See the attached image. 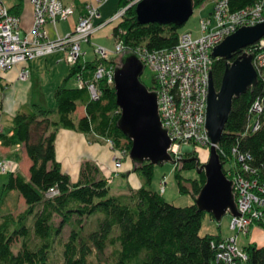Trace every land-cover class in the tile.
<instances>
[{
  "label": "trees",
  "instance_id": "16d2710c",
  "mask_svg": "<svg viewBox=\"0 0 264 264\" xmlns=\"http://www.w3.org/2000/svg\"><path fill=\"white\" fill-rule=\"evenodd\" d=\"M22 1L16 0L9 6L10 12L19 14ZM132 1L119 0V8L124 12L113 27L112 35L115 40L119 37L124 48L120 54L102 61L104 64L116 67L118 56L132 53L131 50L137 47L149 50L171 48L177 42L179 26L137 22L134 5H130ZM255 1L229 0V5L236 9ZM203 2L193 0V7ZM98 62L94 56L92 60L69 65L65 80L77 75L85 81L92 80ZM224 64L222 59L212 64L216 88ZM97 86L100 96L93 100L85 87H67L65 82L58 84L53 89L52 108L38 103L22 106L14 114L9 132L0 131V145L23 146L30 161L27 177L19 170L9 172L3 184L4 191H15L25 207L1 216L0 264H227L217 257L220 251L217 243L222 238L198 232L206 212L199 210L194 202L174 205L150 187L154 166L150 162L132 161V171L140 177L141 185L136 189L129 187L125 193H111V176H104L90 160L81 162L74 182L61 171L54 153L55 136L61 128L78 131L89 142L110 140L112 149L124 151V158H128L131 142L118 128L120 109L115 103L114 87L104 79L97 80ZM2 89L0 85V93ZM256 98L262 99L264 105V84L259 80L254 87L232 100L217 144L224 175V165L231 163V149H235L249 154L248 163L257 169L258 176L264 178V107L257 115V129H246L249 108ZM78 105L84 106V115L75 118L73 113ZM185 155H193L194 160H198L195 150L185 152ZM13 156L17 158L18 154ZM172 163L175 168L177 165L195 168L192 158ZM174 178L178 191L189 193L192 198L204 182L202 172L185 179L176 170ZM51 187H55L57 193L47 196ZM55 217L59 218L57 223ZM88 219L93 220L94 228L85 232ZM256 224L264 228V219ZM64 225L69 226V232L62 243V262L56 263L50 259V253ZM108 247L111 248L109 255L104 256ZM241 250L246 259L236 264H264V245L248 242Z\"/></svg>",
  "mask_w": 264,
  "mask_h": 264
},
{
  "label": "built area",
  "instance_id": "2783aa9c",
  "mask_svg": "<svg viewBox=\"0 0 264 264\" xmlns=\"http://www.w3.org/2000/svg\"><path fill=\"white\" fill-rule=\"evenodd\" d=\"M103 0H98L101 2ZM32 8V21L28 29L21 26L20 15L10 12L6 0H0V74L16 64L21 68L17 78L26 80L29 75L28 62L31 59L45 56L59 49L63 51V59L68 65L79 62L80 43L87 42L90 34L102 21L95 23L99 17L96 3L85 6L72 32L63 38L56 35L50 38L46 24L55 30L56 22L68 19L73 13V6L61 0H28ZM124 9L119 8L111 16L121 18ZM201 36L193 39L189 32L178 35L176 44L171 48L152 49L137 47L131 50L143 67L152 71L153 87L156 94L157 110L161 126L166 130L170 141L167 149L172 160L179 162L186 150L199 151L210 146V139L205 128L209 75L212 64L219 57L212 56L213 48L225 37L240 27L254 26L264 22V0H257L250 5L232 9L229 0H215L208 16L200 18ZM119 37L115 40V48L107 50L93 46L98 62L92 80L85 81L75 76L78 88L85 87L90 98L97 100L100 91L97 80L104 79L113 85L115 66L104 64L112 56L123 51ZM243 52L252 57V65L257 81L264 84V35L253 44L245 47ZM263 101L256 98L249 108L246 129L256 130L257 115L263 110ZM106 143L112 149V143ZM115 151L113 157L114 171L121 168L124 151ZM217 150V145H216ZM233 159L224 165L225 177L231 182L232 196L237 215H231L229 227L236 232L245 233L252 224L263 221L264 217V178L257 174V169L248 162L250 155L231 149ZM16 164L8 159H0V172L16 171ZM164 177L160 182L159 192L164 190ZM57 193L55 187L47 191V196ZM235 237L222 238L217 243L220 251L217 257L227 264L243 262L246 255L235 245Z\"/></svg>",
  "mask_w": 264,
  "mask_h": 264
},
{
  "label": "water",
  "instance_id": "95a60500",
  "mask_svg": "<svg viewBox=\"0 0 264 264\" xmlns=\"http://www.w3.org/2000/svg\"><path fill=\"white\" fill-rule=\"evenodd\" d=\"M134 5L139 23L156 22L182 25L193 12V0H136ZM264 35V22L254 26L240 27L225 37L212 50L213 57L226 60L219 87L216 88L209 75L205 128L210 139L208 158L195 163L197 173L202 172L204 182L194 204L201 211L210 213L218 221L225 213L237 215L232 196L231 182L222 171L216 150L230 112L233 98L238 97L257 83L250 54L243 49ZM234 59H231L234 55ZM143 65L132 54H122L113 73L115 103L120 109L118 128L127 136L131 145L128 156L131 161H148L160 164L173 162L167 149L170 141L161 126L157 110L156 94L147 89L139 75ZM186 152H190L186 150ZM183 158L182 161H190Z\"/></svg>",
  "mask_w": 264,
  "mask_h": 264
},
{
  "label": "rangeland",
  "instance_id": "374dc122",
  "mask_svg": "<svg viewBox=\"0 0 264 264\" xmlns=\"http://www.w3.org/2000/svg\"><path fill=\"white\" fill-rule=\"evenodd\" d=\"M13 0H8L10 3ZM68 0H64L67 3ZM136 1V0H133ZM132 1V2H133ZM215 0H204L201 5L194 6L192 14L188 17V19L179 26V33L189 32L193 39H196L201 36L200 32V18L206 17L209 15ZM23 10L20 15L21 18V26L23 29H28L29 26L28 20L26 17L25 6L28 3V0H23ZM30 5V4H29ZM120 18H112L103 21V25L96 28L89 36V41L80 43L81 56L78 61L83 60H92L94 58L93 46H100L107 50H113L115 48V39L112 35L113 27L119 22ZM30 24V23H29ZM57 36L60 38L69 35L73 30V25L71 19L62 20L57 23ZM53 52H56L55 55H52V60L45 65L44 64V56L38 58L39 62L36 65H32V72L29 74V81L32 83L31 87H29L27 100H35L38 101L44 107L52 108L54 106V98H53V89L58 84L65 82L67 87L77 86V81L75 76L69 77L67 80L65 78L68 76V63L63 59V51L57 49ZM54 54V53H53ZM120 58V56H118ZM117 59L120 60V59ZM49 59V58H48ZM47 60V59H46ZM119 62V61H118ZM257 78V77H256ZM140 81L149 89L152 90L153 87V76L152 71L147 67H143L142 71L139 75ZM49 97V101H48ZM81 111V107H78L76 111L73 113V117H76ZM3 115L1 119L3 120V124L9 120V115L1 113ZM110 147V146H109ZM198 160L200 163L205 162L208 158V150L203 147L197 151ZM127 157L123 158L126 159ZM6 159V158H3ZM129 159V157L127 158ZM2 160V159H1ZM178 171L182 178L190 179L194 178L197 175L195 168H180L179 165L176 166L169 161L154 164L153 172L151 177L150 187L159 192L160 189V181L164 177V193L162 192V196L170 203L178 206H185L191 204L193 202V198L189 193H180L177 189L174 173ZM9 172H0V219L3 214L6 212H16L21 209V203L16 199H13L10 203L11 196L9 191H4L3 184L7 181ZM112 185L110 188L111 193L118 192L116 189V184H119L122 181L121 176H117V174H113ZM13 192V191H12ZM15 193V191L13 192ZM231 214L225 213L220 220L216 221L214 218L210 217L208 213H205L201 219L199 234H211L218 235L221 238H232L235 237V245L237 249H241L242 245L248 243L251 239L256 240V242H260L264 240V228L258 224H252L248 231L245 233L236 232L231 230L229 227ZM55 223L59 221L58 217L54 219ZM93 220L88 219L86 225L84 227V231H88L94 228ZM69 232V226L64 225L61 229L60 234L56 240V244L50 253V259L53 262L61 263L62 256V243L66 240ZM110 247L106 248V253L104 256L109 255ZM96 264V263H94Z\"/></svg>",
  "mask_w": 264,
  "mask_h": 264
},
{
  "label": "crops",
  "instance_id": "0c3cea01",
  "mask_svg": "<svg viewBox=\"0 0 264 264\" xmlns=\"http://www.w3.org/2000/svg\"><path fill=\"white\" fill-rule=\"evenodd\" d=\"M6 2L9 6H12L13 4H15L16 0L11 1L10 3H8V0H6ZM89 3H96L98 6L99 17L95 21V23H98L100 21L103 22L109 19L115 13V11L119 9V0H103L101 2H98V0H68V2H64V4L73 6V13L68 18L71 19L73 27L77 22L79 16L83 14L85 6ZM23 5L24 4L22 1V6L19 15H21L22 13ZM25 11V16L29 18V22L27 25L30 27L32 21L31 5L26 4ZM58 22H56L55 24V30L50 24H46L45 27L48 31V35L50 38L56 37V27ZM55 53L56 52H52L44 56L45 65L49 62V60L53 59L51 57L52 55H55ZM38 58L39 57L31 59L28 62L29 74L33 70L32 65L38 64ZM20 68L21 65L16 64L4 73L0 74V85L3 86V89L0 93V131L4 133L9 132L12 118L20 107L27 106L31 103H38V101L35 100H27L29 87H31L32 83H30L29 81V75L28 78L23 81L17 78ZM78 107H81V111L75 118H79L84 115V106L78 105L77 108ZM1 113L7 114L10 117L5 124H3V120L1 119V117L3 116L1 115ZM15 153L18 154L17 158H14L13 156ZM54 153L56 161H58V163L60 164L61 171L66 173L70 177V180L72 182L76 181L78 178V172L81 162L83 160H90L97 164L104 176H111L109 180L110 188L112 185L111 178L113 174H117V176L122 177V181L119 184H116V190L118 192L115 193H125L128 191L129 187L132 189H136L141 185L140 177L137 173L132 171V161L130 159H124L122 161L121 168L118 169V171H114L113 157L115 151L111 149L109 145L104 141L89 142L87 140V137L78 131L63 128L59 129L56 133L54 140ZM3 158H6L9 161L15 163L16 169L27 177L30 161L23 149V146L16 145L5 147L0 145V159ZM10 194H13V196H11L12 199H10V203L13 199H16L18 202L21 203L20 210H23V208L25 207L24 203L16 196V193L11 192ZM249 242H253L258 246L264 245V240L256 242V240L251 239Z\"/></svg>",
  "mask_w": 264,
  "mask_h": 264
},
{
  "label": "flooded vegetation",
  "instance_id": "af4514ba",
  "mask_svg": "<svg viewBox=\"0 0 264 264\" xmlns=\"http://www.w3.org/2000/svg\"><path fill=\"white\" fill-rule=\"evenodd\" d=\"M236 55V54H235ZM218 59H221V58H218ZM218 59H215V60H218ZM214 60V61H215ZM222 60H224V59H222ZM214 61H213V63H214ZM224 62H226V60H224ZM211 76H212V69H211ZM212 81H213V76H212ZM214 84V83H213ZM194 156L193 155H185L183 158H192L193 159V161L196 163V161L194 160V158H193Z\"/></svg>",
  "mask_w": 264,
  "mask_h": 264
},
{
  "label": "bare ground",
  "instance_id": "6f19581e",
  "mask_svg": "<svg viewBox=\"0 0 264 264\" xmlns=\"http://www.w3.org/2000/svg\"><path fill=\"white\" fill-rule=\"evenodd\" d=\"M164 191V190H163ZM164 193V192H163Z\"/></svg>",
  "mask_w": 264,
  "mask_h": 264
}]
</instances>
